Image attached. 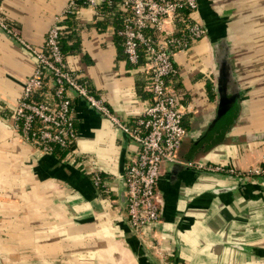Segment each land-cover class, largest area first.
Masks as SVG:
<instances>
[{
  "label": "crops",
  "instance_id": "0c3cea01",
  "mask_svg": "<svg viewBox=\"0 0 264 264\" xmlns=\"http://www.w3.org/2000/svg\"><path fill=\"white\" fill-rule=\"evenodd\" d=\"M0 1V15L36 46L68 0ZM198 5L202 21L229 25L243 99L206 131L217 102L209 39L175 53L177 73L166 84L184 107L186 135L177 158L189 167L163 165L157 184L161 216L145 240L130 231L120 179L134 143L84 100L70 93L74 148L82 164H95L99 185L62 153H42L16 138L9 125L12 109L35 63L0 31L1 264H264V174L239 182L235 174L194 171L209 164L236 173L264 166V0ZM112 21L103 7L95 14L81 0L62 21L61 46L69 68L121 121L130 122L150 98L139 92L143 70L127 60Z\"/></svg>",
  "mask_w": 264,
  "mask_h": 264
},
{
  "label": "built area",
  "instance_id": "2783aa9c",
  "mask_svg": "<svg viewBox=\"0 0 264 264\" xmlns=\"http://www.w3.org/2000/svg\"><path fill=\"white\" fill-rule=\"evenodd\" d=\"M95 14L103 4L113 5L121 19L115 35L121 39L127 60L144 73L150 101L130 122L121 121L97 97L78 73L67 65L60 38L63 19L75 11L76 0H68L54 15L40 45L24 41L18 31L0 15V31L14 39L33 58L35 67L27 77L12 109L10 128L16 138L42 153H62L67 162L100 175L95 164L78 159L74 142L71 92L126 134L134 152L123 171L126 219L131 233L140 240L151 237L161 216L157 184L165 163H179L177 151L186 135L184 107L166 79L177 73L175 53L188 50L206 37L198 0H85ZM1 9V1H0ZM212 173L235 174L241 178L264 174V166L236 173L221 164L198 165Z\"/></svg>",
  "mask_w": 264,
  "mask_h": 264
},
{
  "label": "water",
  "instance_id": "95a60500",
  "mask_svg": "<svg viewBox=\"0 0 264 264\" xmlns=\"http://www.w3.org/2000/svg\"><path fill=\"white\" fill-rule=\"evenodd\" d=\"M203 24L206 29V36L209 39L213 54V61L215 66L214 81L215 91L217 95L216 107L213 112L211 121L206 128V131H208L210 129H213L214 127H217L225 118L231 116L236 110H238L240 102L243 99V91L239 85L238 77L236 74L233 44L231 39L227 35L229 25L224 22L223 25L217 26L211 20L208 21L205 19H203ZM11 40L19 45V43L14 39ZM123 135L127 137L125 133H123ZM259 136L264 138V134ZM170 164H172V170L177 168L188 169L189 167H186L179 163ZM194 171L198 174L213 176L218 175L216 173H210L208 171ZM236 178V180H238L239 182L243 179L241 177ZM120 179L123 183V173L121 174ZM228 189L229 188H216L214 191H223Z\"/></svg>",
  "mask_w": 264,
  "mask_h": 264
},
{
  "label": "trees",
  "instance_id": "16d2710c",
  "mask_svg": "<svg viewBox=\"0 0 264 264\" xmlns=\"http://www.w3.org/2000/svg\"><path fill=\"white\" fill-rule=\"evenodd\" d=\"M77 1V8H78V6H79V2L81 1V0H76ZM103 11L104 12H107L108 13V18H110V19H112L113 21H112V23H113V25L115 26V29H117V28H119L120 27V24H121V19L119 18V14L117 13V11H115V8H114V6L113 5H107V4H103ZM76 8V9H77ZM76 11V10H75ZM75 11H73V12H71L70 14H68V15H72L73 13H75ZM67 15V16H68ZM65 21V20H64ZM62 35H63V33H62V30H61V38H60V44H61V40H62ZM61 49H62V46H61ZM144 86H145V81L143 82V86H142V90H140L139 92H140V94H143V92H145L148 96H149V94H148V92L144 89ZM207 88L209 89V86L207 85ZM143 91V92H142ZM142 92V93H141ZM209 93H210V89H209ZM60 153V152H59Z\"/></svg>",
  "mask_w": 264,
  "mask_h": 264
},
{
  "label": "rangeland",
  "instance_id": "374dc122",
  "mask_svg": "<svg viewBox=\"0 0 264 264\" xmlns=\"http://www.w3.org/2000/svg\"><path fill=\"white\" fill-rule=\"evenodd\" d=\"M234 60H235V58H234ZM228 119H226L225 121H227ZM247 178H252L251 176L250 177H247ZM247 178H244V179H247Z\"/></svg>",
  "mask_w": 264,
  "mask_h": 264
}]
</instances>
